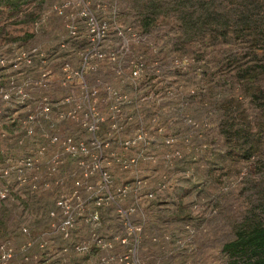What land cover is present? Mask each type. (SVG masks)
I'll return each mask as SVG.
<instances>
[{
	"label": "rangeland",
	"instance_id": "374dc122",
	"mask_svg": "<svg viewBox=\"0 0 264 264\" xmlns=\"http://www.w3.org/2000/svg\"><path fill=\"white\" fill-rule=\"evenodd\" d=\"M84 1L93 24L80 16L79 4L64 6L66 0H0V58L8 62L29 48L48 56L43 69L0 67V95L12 99L0 100L8 118L0 125V170L6 171L0 176V254L10 251L0 264H98L95 258L105 252L91 246L78 253L72 246L90 244L91 232L118 236L117 207L135 204L132 221L142 227L138 264H188V256L169 252L172 233L182 231L190 209L199 211L196 220L205 227L196 236L199 261L225 264L222 245L247 220L263 218L264 70L253 84L237 72L238 66H263L264 54L253 56L230 32L207 39L212 25L217 33L232 28L227 19L206 15L217 12L220 0L200 17L197 0ZM229 4L222 1L219 9L229 11ZM248 12L264 48V2L255 0ZM102 23L103 33L97 32ZM41 71L44 86L37 85ZM43 103L49 112L41 111ZM22 126L33 134L18 145ZM137 130L147 145L135 165L123 169L119 161L137 150L118 143ZM49 136L69 138L73 149L63 153ZM123 186L130 191L124 198ZM95 208L98 221L91 224ZM65 219L72 223L66 235L56 228Z\"/></svg>",
	"mask_w": 264,
	"mask_h": 264
},
{
	"label": "built area",
	"instance_id": "2783aa9c",
	"mask_svg": "<svg viewBox=\"0 0 264 264\" xmlns=\"http://www.w3.org/2000/svg\"><path fill=\"white\" fill-rule=\"evenodd\" d=\"M66 5L69 4H79L81 6V12L79 13L80 16H83L89 24H93V19L86 11V2L84 0H66ZM61 8H54V12L56 14L61 13ZM39 22H35L34 25H37ZM96 30L97 32L103 33V29L105 28L104 24L102 23L100 26L97 24ZM93 32V30H91ZM69 34H74V27L70 26L69 28ZM47 54L43 52V50L39 48H29L28 50H23L19 51L17 55L12 59L6 62L4 59L0 58V67L3 65L7 64L8 68H10L13 71H16L19 67V65H23L24 68H31L32 66L36 65L38 69H43L45 66V62L47 60ZM84 66V63L82 64V67ZM142 70V64L139 63L136 65L135 68L131 71V77L135 78L139 76V73ZM45 73L41 71L39 75V79L37 81V85L39 86H44V83L46 81L45 79ZM21 99L25 97L24 94L20 90H17L15 92ZM0 100L4 102H9L11 101V93H2L0 95ZM41 111L43 113L49 112V106L47 103H43L41 107ZM67 116H72L71 112H66ZM60 119L63 118L64 116L62 114H59L58 116ZM28 120L30 121L31 118L28 117ZM8 118H3L2 117V112L0 109V125L7 123ZM99 120L96 119L95 122H98ZM24 122H22L23 124ZM96 129V125H90L87 127V130L90 131L91 133H94ZM13 133V132H11ZM16 137H14V142L16 144L20 145L24 141V139H27L32 136L33 130L29 129V127H20L19 130L16 132ZM0 136L4 137L5 132H0ZM20 136V137H19ZM144 135L140 130H137L135 134L131 138L125 139L123 141H120L118 143V146L120 147L121 150H127V149H132L135 148L137 150V154L132 157V158H123L119 161L120 166H122L123 169H127L130 166L135 165L137 160L141 158L142 156V150L144 149L147 145V143L144 142L143 139ZM49 142L51 144H58L59 148L62 150L63 153L68 152L69 150L71 151L73 149V143L69 138H63V139H57L55 136H49ZM165 144H169V141H165ZM58 155H54L50 158L49 160V165L51 167V170L53 169V166H55L58 163ZM149 160L153 161L152 157L148 158ZM6 171H1L0 170V176H5ZM139 185L140 180L135 177L133 179V185ZM136 188V187H135ZM134 192V190H132ZM130 193V191L127 189V186H123L121 190H119V195L120 197L124 198ZM155 193L154 192H149L146 194V198L148 199H153ZM106 200L109 202H112V197L108 196ZM98 204V203H97ZM138 209V206L135 204V207H130L127 209H123L121 207H117L116 209V214L118 218L120 219L121 222V232L118 234V236H109L106 238L105 236L101 237L97 235L95 232H91L89 235L90 244L84 243L80 244L77 246L76 244L72 246V249L75 252L78 253H85L88 249H90L91 246L96 247L100 251H103L106 253L105 256H102L101 258H95L98 264H138L139 263V258L136 257V250L137 246L139 243V239L141 237V232H142V227L140 224L133 223L132 221V216L135 213V210ZM209 214L213 215L214 212H209ZM189 218L186 220H182L180 222L181 226V232L177 234L172 233V249L169 252V254L173 252H178L183 254L184 256H188L190 258V261L188 264H204L201 263L198 259V253L196 252V247H195V242H196V236L198 233H204L205 232V227L201 225V223L198 222L196 219H200L201 216L199 215V211H193L190 209V212L188 213ZM88 221L91 224H97L98 221V214L95 210H92V212L88 216ZM72 226L71 220L70 219H65L63 222L57 225V230L61 233L66 235V231L68 228ZM23 232L25 231L23 228L21 229ZM170 234V233H169ZM180 234V236H179ZM170 239V236H169ZM153 241L156 242V239L153 238ZM30 244L27 243V246ZM117 246L120 248L121 252L114 253V247ZM10 251L9 249H5L3 252L0 254L1 259H7L10 256ZM100 262V263H99Z\"/></svg>",
	"mask_w": 264,
	"mask_h": 264
},
{
	"label": "trees",
	"instance_id": "16d2710c",
	"mask_svg": "<svg viewBox=\"0 0 264 264\" xmlns=\"http://www.w3.org/2000/svg\"><path fill=\"white\" fill-rule=\"evenodd\" d=\"M200 14L199 17L204 15L209 9V5L215 0H197ZM230 3V10L233 12L223 11L219 9L221 2ZM255 0H220L219 5L216 7V13L211 11L207 13L209 17H216L215 19H221L222 17L227 19L231 23L232 28L230 30H224L221 33H217L220 30L215 28L216 25H212L206 32V37L216 38L217 36L225 39L228 33H233L236 37L243 40L244 45L250 53L257 57L264 54V48L259 46V27L258 24H254L251 20L252 14L248 12L249 5L253 4ZM258 2H264V0H256ZM223 11V12H222ZM203 13V14H202ZM213 15V16H211ZM251 16V17H250ZM193 14L187 16L188 20H192ZM257 31V33H256ZM262 33V31H260ZM264 70L263 66H258L255 69L253 64L244 68L238 66L237 75L240 80L248 83H255L258 80V74ZM221 252L226 258L225 264H264V211L263 218L250 222L247 220L234 232L233 240L225 243L221 247Z\"/></svg>",
	"mask_w": 264,
	"mask_h": 264
}]
</instances>
